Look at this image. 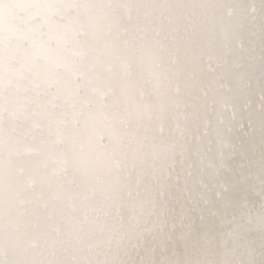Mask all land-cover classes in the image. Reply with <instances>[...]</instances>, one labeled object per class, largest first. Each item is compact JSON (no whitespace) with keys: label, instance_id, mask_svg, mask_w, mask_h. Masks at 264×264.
I'll use <instances>...</instances> for the list:
<instances>
[{"label":"clouds","instance_id":"1","mask_svg":"<svg viewBox=\"0 0 264 264\" xmlns=\"http://www.w3.org/2000/svg\"><path fill=\"white\" fill-rule=\"evenodd\" d=\"M0 264H264V0H0Z\"/></svg>","mask_w":264,"mask_h":264}]
</instances>
